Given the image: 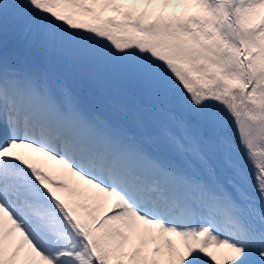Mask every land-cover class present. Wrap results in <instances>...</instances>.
Segmentation results:
<instances>
[{
    "label": "rangeland",
    "instance_id": "1",
    "mask_svg": "<svg viewBox=\"0 0 264 264\" xmlns=\"http://www.w3.org/2000/svg\"><path fill=\"white\" fill-rule=\"evenodd\" d=\"M193 1L94 0L88 5V0H69L64 5L71 7L67 13L56 12L57 0L49 1L50 4L43 0H0V56L17 63L21 59L18 60L15 52L23 37L20 52L32 46L38 54L46 50L59 54L57 39L37 38L32 25V12L43 5H48L50 14L58 16V23L61 18L67 23L61 25L65 28L63 34L75 29L82 32L83 28L88 29L84 26H98L101 20L103 29L110 30L117 40L138 38L133 34L139 33V24L148 23L154 9L174 18L164 38H157L159 32H156L157 39L149 43L146 39L113 42L111 49L118 51L119 61L100 55L93 64L89 63L90 59L84 62L91 52H83L81 44L90 36L80 42L77 38L62 41L75 48L56 57L54 68L73 74L78 66V80L84 84L71 83L68 91H60L61 107L66 112L89 110L100 134L111 129L112 136L98 135L92 143L104 152L108 150V155L121 163V167L143 180L123 173L132 180L112 181L106 177L116 178L110 167L96 168L94 161L79 153L81 149L76 150L73 159H67L63 142L58 150L63 156L59 168L63 169L62 162L67 166L64 177L54 173L53 177L44 179L51 188V192L43 193V199L46 196L49 201L46 207L32 206L23 200L16 204L15 219L8 220L18 231L14 248L18 260L17 263L0 260V264H67L62 261L67 258L74 264L85 263L86 256L76 252H87L86 246L75 247L74 237L64 240L60 236L61 229L71 228L58 211V202L62 200L73 209L71 201L77 202L74 212L87 229V239H93L97 258L100 256L104 261L106 258L103 264H264V245L256 238L259 229L264 228V206L260 204V209L253 206L257 195L264 193V91L256 88V81L248 80L254 77L253 70H262V78L258 79L264 80V3L259 0L263 12L258 17L261 10L246 9L238 0L235 1L241 16L231 8L230 0ZM241 38L249 39L242 43ZM97 41L99 46L105 43L102 38ZM71 54L74 57L69 58ZM220 57L225 64H218ZM44 58L41 54L40 60L46 65ZM235 64L241 66L240 87H235L236 83L227 76ZM82 66L91 69L90 77L80 71ZM45 72L46 69L42 70L38 80L42 88L48 82ZM238 90L242 98L236 95ZM231 100L240 111L227 113L232 109ZM70 122L80 123L77 118H71L66 124L60 123L59 128ZM196 124L199 130L194 141L187 132L196 129ZM86 133L88 136L92 132ZM67 148L72 150L73 142ZM32 150L34 157L42 158L40 152ZM117 151L121 153L118 156ZM0 152L2 177L13 158L6 147ZM137 152L151 155L166 171L156 170L154 164L146 157L137 156ZM121 171L118 169L117 174ZM152 172L154 184L162 182L172 188L171 197L178 192L186 210L193 205L204 210L205 201L226 207L232 212L235 230L245 242L229 233L230 238H224L216 226L210 225L204 217L213 212L203 213L193 207L187 212L180 202L167 203L169 200L154 194L148 197L146 192L155 188L144 180H150ZM205 176L210 180L208 183H203ZM108 182L111 185L105 186ZM132 192L144 204L140 213L147 217H139L119 195L130 196ZM106 195L111 203L104 209ZM151 221L157 224L152 225ZM216 223L220 229L225 228L220 220ZM29 226H37L40 233L37 241ZM5 228V225L0 228V236ZM28 237L33 243L25 252L22 243ZM216 247L222 254L213 260L209 253ZM238 250L243 254L238 255ZM93 260L89 262L100 264Z\"/></svg>",
    "mask_w": 264,
    "mask_h": 264
},
{
    "label": "bare ground",
    "instance_id": "2",
    "mask_svg": "<svg viewBox=\"0 0 264 264\" xmlns=\"http://www.w3.org/2000/svg\"><path fill=\"white\" fill-rule=\"evenodd\" d=\"M6 74L3 72L2 69H0V89L6 90L8 94H12L13 98V107H17L18 110V100H21L23 102V105H26V107H31L33 104H35L37 101H40L37 96H35L34 92L31 89H27L24 87V83H7L5 81ZM1 104V103H0ZM7 105V103H6ZM8 106V105H7ZM9 107V106H8ZM56 117H59V112H56ZM26 122V121H25ZM9 140V136H7V127L3 128V126L0 124V139ZM7 144H9L10 148V154L14 158L23 157V158H29L31 156V149L27 145L23 144H15L7 141ZM43 160L40 162V166L42 168L49 167L48 171L50 173H54L55 171H60V168L58 167V162L56 159L51 157L49 154H44ZM11 170L9 169L4 175V179L7 182L6 183V189L1 190L0 189V228L5 225L6 228L2 235L0 236V260L2 262H14L17 263L18 256L16 253H14V248L17 245L18 242V231L17 229L9 223V216L12 214V204L18 199V198H24L29 203L40 200L41 197L37 194H35L31 189L28 190L26 187L29 185V183L24 179L23 177H20L19 175L11 176ZM1 183V179H0ZM111 201L108 195H106L103 198V207L104 209L107 208L110 205ZM140 208L141 205H140ZM33 237L36 238L40 233L35 232L34 228H32ZM43 238V237H42ZM34 241H37L34 239ZM33 240L28 237L26 240L23 241L22 246L25 249V252L30 249V246L32 245ZM221 251L218 247L213 249L209 256L215 260L216 255ZM243 254L242 250L238 251V255ZM24 254V253H22ZM234 257V262H235Z\"/></svg>",
    "mask_w": 264,
    "mask_h": 264
},
{
    "label": "trees",
    "instance_id": "3",
    "mask_svg": "<svg viewBox=\"0 0 264 264\" xmlns=\"http://www.w3.org/2000/svg\"><path fill=\"white\" fill-rule=\"evenodd\" d=\"M83 264H88V263L85 261V263H83Z\"/></svg>",
    "mask_w": 264,
    "mask_h": 264
}]
</instances>
